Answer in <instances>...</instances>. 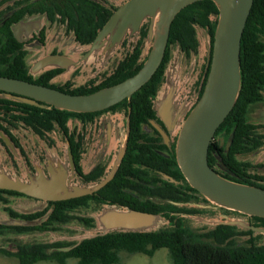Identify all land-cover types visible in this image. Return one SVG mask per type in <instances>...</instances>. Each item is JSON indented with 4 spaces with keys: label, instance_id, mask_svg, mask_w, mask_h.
<instances>
[{
    "label": "trees",
    "instance_id": "trees-1",
    "mask_svg": "<svg viewBox=\"0 0 264 264\" xmlns=\"http://www.w3.org/2000/svg\"><path fill=\"white\" fill-rule=\"evenodd\" d=\"M71 6L72 9L68 6L67 10L62 11L60 8V11L68 12L65 14L69 15V26L73 28L76 40L81 44L89 45L111 13L92 0H72ZM213 13H219L216 3L213 0H200L186 6L177 14L171 26L169 42L161 66L151 80L133 94L131 102L125 99L106 110L87 113L58 109L49 105L42 108L20 102L28 112L23 118L40 134L43 133L42 128H51L53 123L66 129V122L70 116L79 115L92 120L105 111H114L119 107H124L127 115L130 106L132 109L130 134L127 151L116 176L97 193L49 202L54 210L49 214V218L38 226H6L0 223V231L4 227L19 231L52 230L56 223L66 224L75 217L90 226L95 223L94 218L79 217L73 213L78 208L87 206L90 200L99 206L120 204L136 210L162 213L174 225L148 232L113 231L85 238L78 243L66 240L52 242L32 240L19 243L16 251L0 246L1 253L18 258L20 264H36L44 260L55 261L58 264H122L121 251L153 256L158 249L167 248L173 264H264V243L259 242L262 234L255 235L253 230L239 229L229 224H219L212 229L197 231L185 226L181 214H197L200 213V208L181 207L171 202L158 203L153 200L157 197L177 202H190L198 198L194 194L198 191L190 186L178 166L176 155L173 154L170 158L160 155L155 149L164 150V148L151 143L156 139L145 132L143 125L148 123L149 118L155 117L153 106L172 56L171 44L178 43L186 54H191V51L196 52L198 45L196 26H200L208 27L212 45L217 26V21L210 19ZM7 28V39L0 44V67L4 65L7 67L5 70L0 68V75L28 80L72 94H88L121 82L137 73L145 60L142 55L148 28L144 25L133 52L119 62L114 73L105 81L99 86L69 89L53 82V76L60 71L58 68L47 70L37 77L30 74L26 52L20 48L8 22ZM262 37H264V0H254L241 41V90L234 108L216 132L217 135L223 131L227 134L233 132V142L228 153L218 148L216 141L212 142L209 147V164L213 167L212 163L216 160L214 152L217 150L232 176L224 173H220L221 175L237 182L264 187V174L247 173L246 170L251 163L237 158L239 154H249L264 146V135L259 134L256 130L257 124L248 119L250 107L263 98L264 40ZM160 172L172 176L178 183L163 179ZM104 173V168L99 166L89 176L92 181H96ZM150 173H153L152 179H149ZM148 180L152 181L151 186L145 183ZM5 193L17 192L0 190V201L8 202ZM197 194L200 196L199 193ZM47 209L23 216L36 218L46 213ZM10 214L12 217L19 216L14 210H10ZM256 218L263 220L253 223L256 226H264V218L258 216ZM47 224L49 226H46ZM241 234L249 235L243 244L235 239ZM70 259L75 261L71 262Z\"/></svg>",
    "mask_w": 264,
    "mask_h": 264
},
{
    "label": "water",
    "instance_id": "water-1",
    "mask_svg": "<svg viewBox=\"0 0 264 264\" xmlns=\"http://www.w3.org/2000/svg\"><path fill=\"white\" fill-rule=\"evenodd\" d=\"M196 1L199 0H128L120 6L99 31L79 61L69 55L51 54L41 57L32 69L33 73H37L49 67L69 68L100 52L105 55V58H108L121 45L128 33L137 35L144 20L150 18L151 23L146 42H150L151 47L147 58L137 73L121 82L88 94H71L28 80L0 75V90L20 94V99L28 103L39 105V101H41L59 109L77 112L100 111L126 98L131 100L133 94L151 80L162 64L175 17L183 8ZM213 1L219 9L218 24L213 48L211 49V44L209 45L211 66L201 98L187 115L188 108L185 111L180 110L175 88L171 86L167 93L160 97L161 86L155 105L158 114L167 123L169 133L177 135V163L190 186L198 190L200 196L212 202L215 207L238 213L237 215L223 214V219L217 220L213 228L219 224H229L243 229H251L255 235H264V226H256L254 221L248 220V217L244 216L246 214L264 217V187L224 177L210 166L208 159L210 144L218 128L234 108L241 90V41L254 0ZM200 28L197 26V29ZM14 30L17 31L16 28ZM127 123L125 141L118 150L113 166L98 180L81 184L70 183L74 175H70L67 164L59 160L56 162L51 160L48 166L49 175L38 168L37 174L29 175L28 180L17 174L13 175L0 164V188L19 191L45 202L66 200L97 192L115 177L124 159L130 133L129 117ZM161 132L165 138H168L167 132L163 130ZM232 138L233 134L230 137V142ZM255 152L257 153V151L252 153ZM105 153L103 151V154ZM158 153L166 157L169 156L164 151L158 150ZM67 159L73 173L75 164L71 153ZM159 174L165 180L178 183L168 174L162 172ZM153 200L158 203L171 202L181 207H187L185 205L189 203L157 197H154ZM102 208L97 216L101 227L100 233L85 238L113 231H154L168 228L159 227L160 221H170L162 213L136 210L120 204H103ZM184 214L188 213L181 215ZM240 215L244 217L242 218ZM40 222L39 220L28 222L12 219L6 220L4 223L33 225Z\"/></svg>",
    "mask_w": 264,
    "mask_h": 264
},
{
    "label": "flooded vegetation",
    "instance_id": "flooded-vegetation-1",
    "mask_svg": "<svg viewBox=\"0 0 264 264\" xmlns=\"http://www.w3.org/2000/svg\"><path fill=\"white\" fill-rule=\"evenodd\" d=\"M92 1L100 4L103 7H105L111 13L109 18L104 23V25L99 29V31H100L105 26V24L108 22V20L112 17V15L120 8V6L123 5L128 0H122L121 2H118L117 0L116 1H114V0H92ZM71 5H72V0H0V39H1L0 44H3L7 39L6 38V36H7L6 32H8V28H7V22H8L9 28L11 29L13 36L15 37V39L20 44V48L26 52V60H27L28 68H29L28 69L29 73L32 74L33 76L37 77L47 70L58 68V69H60V71L53 76L52 79L54 80L55 78H57L61 74L65 73L68 68H65V67H49V68H45V69H43L37 73L32 72L34 64L43 56L51 55V54L67 55L64 51L60 50V48H56V46H54L51 49L48 48V41H47L48 29L53 28V27H57V28H59L57 30V33L64 31V33H66L67 35H71V37L68 40V43L75 42L79 46L87 45V44H81L79 41L76 40L74 30H73V28H71L69 26V21H70L69 15L65 14L68 12L67 11H64V13L62 12L63 10H67L68 6H70V8L72 9L73 7ZM45 7H47V9ZM60 8L62 9V11H60ZM49 11H51V12H49ZM217 14L218 13H213V15L210 16V19L212 21H217V24H218ZM145 21L146 20H144L141 28L145 25V26H147L148 32H149L150 25L146 24ZM14 27L16 28L17 31L14 30L15 29ZM141 28H140V31H141ZM196 28H197V26H196ZM216 28H217V26H216ZM202 29H204L206 31L205 32V44L208 45L207 46L208 51H207V54L205 56V61L201 66L200 75L197 78V80L194 82V84H195L194 86L189 87V88H185V86H184L182 88V90H180V92L178 93V97L180 99V102H179L180 110L185 111L188 108L187 115L195 107V105L197 104V102L199 101V99L201 98V96L204 92L206 82H207V78H208L209 71H210V66H211V54L209 55V45L211 44V38L209 35L208 27L202 28ZM99 31H98V33H99ZM140 31L137 35H131L133 37H137V39L135 41L129 40L130 39L129 33L126 35V36H128L127 39L125 36V38L123 39V41L121 43L122 46L127 47L125 55L122 59H120L114 65L112 70L104 72L101 75H99L98 77L92 78L89 81H87L81 85H75L71 79L67 80L63 84H57V85L63 86L65 88H69V89L79 88L81 86H87L89 88L94 87V86H99L111 74L114 73L119 62L133 52V50L137 46L138 41L140 39ZM17 36H18V38H17ZM214 38H215V35H214ZM262 40H264V37H262ZM54 42H56V41H54ZM197 42H198V45H197V51L196 52L191 51V54H186L184 52V54L187 56H191L193 53L199 54L200 40L198 38V29H197ZM213 43H214V40H213ZM145 46H146V41H145V45L143 46V48H145ZM173 46H179V44L178 43H172L171 49L173 48ZM29 48H39L37 50L47 48L48 51L46 53H44L43 56L37 58L35 60V62L33 63V65L29 66V63H28V56H29V50L28 49ZM117 48H116V50H117ZM179 48H180V46H179ZM212 48H213V44L211 45V49ZM142 58L146 59L147 56L142 57ZM82 62H85V61H82ZM82 62H79L76 66H79ZM143 64H144V62H143ZM6 67L7 66L4 65V67H0V68H3L5 70ZM166 69H167V67H166ZM74 74H76V70L74 71L73 75ZM165 75H166V71H165ZM3 76H5V75H3ZM163 80L165 81V77ZM164 81L162 82V85H163ZM262 92H263V98L258 103L264 102V89ZM67 93H69V92H67ZM175 94H176V91H175ZM127 100L129 102H131L132 98H131V100H129V99H127ZM20 102L32 104V103H28V102H25L22 99H20V94L10 93V92H6L4 90H0V146L5 149V152H6L7 156L10 158L11 162L15 163L14 161H16V159L18 157H21L24 159L23 160L24 161V164H23L24 165V172L23 173L20 172L21 173L20 176H23L25 174V176L29 179V175L37 174L38 168L41 169L46 175H49L48 166L50 165L51 160L56 162V159L52 158L48 155V149L47 148H44L42 152L37 151V153H38L37 157L31 158L28 150L26 149V147L23 143V138L25 137L26 142H28L27 139L30 138V135L28 133L35 134V136H37L38 138L46 141L48 148L49 147L52 148L55 146L54 145L55 141L51 135L53 132H58L60 134L59 135L60 138L62 140H65V142L67 144V148H66L67 157L71 153V155L73 157L74 164H75V170L72 173L71 172L72 167L69 163V160H66V162H65V164H67V167L69 169V174L74 175V177L71 179L70 183H72V180L75 178L80 179L83 183L91 182L92 178L89 176V174L90 173L92 174L93 171L99 166H102L104 168L105 173H106L108 166L103 160H104L105 156L107 155L108 150H106V154H103V151H100L98 157L95 158V160L96 159H98V160L95 161V163L90 167V169L88 171L84 170V167L82 165V160H83V154L84 153L87 154L89 152V149H90V148H87V146H86L88 139H89V135L93 134L95 132V130H97L98 134H99L98 145H100L101 150L104 147L102 145L103 144L102 140L104 137H105V140H107L109 142L108 145L105 146V148L109 149L110 148L109 146L111 144L112 139L118 135L119 127L118 126L116 127L117 123L115 124L113 122L114 121L113 119L107 118L105 115L108 113H111L114 115L115 119H118L115 116L116 113H121V114L124 113V115L126 117L125 126L127 129V124H128L127 118L128 117L130 118V114L132 111L131 107L129 106L128 113L126 115L124 112L125 108L119 107L114 111L113 110L105 111V112L101 113L100 115L96 116L92 120L88 119V118L85 119L79 115L70 116L66 122V129L62 128L57 123H53V126L51 128H42L43 133L40 134L37 131H35L34 127L32 125H30L29 123H27V121L23 118L24 116L28 115V112L25 110L24 106L20 105ZM32 105L40 106L42 108H45L48 105L53 106V105L46 104V103L41 102V101H39V105H36V104H32ZM53 107H55V106H53ZM153 107L155 110V117L149 118L148 123H145L143 125V129L149 135H152L151 137H154L156 139V140H152L151 143H155L156 145L162 146L164 148V150L158 149V148L155 150L157 152H158V150L164 151L165 153H167L169 155L167 158H170L171 155H173V154L176 155L177 135L169 133L168 125L158 114L155 102H154ZM104 110H106V109H104ZM100 111H102V110H100ZM75 112H77V111H75ZM93 112H96V111H93ZM85 113H87V112H85ZM248 119H249V113H248ZM130 121H131V119H130ZM255 124H257V129H256L257 132L261 135H264V131L262 130L264 128V125L258 124V123H255ZM89 126L91 127L90 130H88ZM22 130L26 131L27 133H25V134L21 133L20 134V131H22ZM161 130L168 133V138H165V136L163 135ZM232 134H233V138H234L233 132H231L230 134H227L226 131H223V132L219 133L218 135L215 134V137L212 140V142L216 141L218 143V148L223 149L225 153H228L230 148H231L232 142H233V138H232V141L230 142V137ZM128 138H129V136H128ZM263 140H264V138H263ZM229 142H230V145L227 148ZM127 145H128V142H127ZM30 151L32 152L33 149L30 148ZM126 151H127V149H126ZM214 154H215L216 160L212 163V165H213L212 168L217 170L219 173L231 175L229 167L223 161L222 156L217 153V150L214 152ZM240 155H242V154H239L237 156L238 159H239ZM162 156H164V155H162ZM124 157H125V155H124ZM208 159H209V154H208ZM240 161H242V160H240ZM16 166H17V164H16ZM260 166L262 167V166H264V164L254 165L251 163V166L246 171L249 174H252V175L256 174L257 175L258 173L256 171H253V168H258ZM149 175H150L149 179H152L153 173H150ZM28 179H25V180H28ZM145 183L148 186L152 185L151 180L145 181ZM0 190H10V189L0 188ZM11 191H15V190H11ZM15 192H17V193H14V194L5 193V196L8 199V202L0 201L4 204V209L8 212L9 220L17 219V220H23V221H28V222H34V221L39 220V221H41L39 224H41L44 220H47L49 218V214H51V212L54 210V207H52V205L50 206L49 202H57V201H48L47 206L44 207L43 209H41V210H44V209L48 208L46 213H44L42 216H38L36 218H31V217H27V216H23V215L36 213V212L41 211V210H35V211L24 212V213L18 212L17 210H15L10 205V196L20 195V196L31 197V196H28V195L21 193L19 191H15ZM97 192H94L93 194H95ZM197 193H199V192H194L195 196L198 197L197 199L202 198ZM93 194H88V195H93ZM83 196H87V195H83ZM83 196H80V197H83ZM31 198H35V197H31ZM75 198H78V197H75ZM36 199H38V198H36ZM70 199H72V198H70ZM66 200H68V199H66ZM59 201H62V200H59ZM90 201H93V200H90ZM10 210L16 211L19 214V216L18 217H12L10 214ZM223 211L226 213L232 212L228 209H223ZM244 216L248 217V220H251V221L260 222L258 220H263V219H258V218H256L257 216H253V215L244 214ZM258 217H260V216H258ZM261 218H264V217H261ZM72 220H73V218H72ZM0 223L6 224L4 222H0ZM39 224H33V225L32 224H23L21 226H38ZM6 226H14V225L6 224ZM46 226H49V224H47ZM7 230L16 231V232L17 231L18 232H24V231H19V230L10 228V227H4L3 230H1V232L7 231ZM25 231H27V230H25Z\"/></svg>",
    "mask_w": 264,
    "mask_h": 264
},
{
    "label": "rangeland",
    "instance_id": "rangeland-1",
    "mask_svg": "<svg viewBox=\"0 0 264 264\" xmlns=\"http://www.w3.org/2000/svg\"><path fill=\"white\" fill-rule=\"evenodd\" d=\"M116 1V0H114ZM121 2L122 0H117ZM146 24L150 25L151 19H146ZM59 28L53 27L49 28L47 31V41L48 48L51 49L54 46L56 48H60V50L64 51L67 55L75 60H80L84 53L89 48L88 45L79 46L75 42L68 43L71 35H67L64 31L57 33ZM205 30L198 29V38L200 40V50L199 54H192L191 56H187L184 52L179 48V46H173L171 49V59L167 65L165 81L162 85V92L160 97H163L167 90L170 89L171 86L175 88L177 101L180 102L178 97V93L182 88H189L194 86V82L200 75L201 66L205 61V56L208 51V45L205 44ZM130 36V41H135L137 37ZM128 36H126V39ZM56 41V42H54ZM151 43L146 42V46L143 51V57H146L150 51ZM126 48L124 46H120L115 50L112 55L108 58H105L102 52L97 55L91 56L85 62H82L79 66H71L67 69V71L57 78L53 80L56 84H63L67 80L71 79L75 85H81L85 82L89 81L92 78L98 77L104 72L112 70L114 65L124 57ZM39 48H29V56L28 63L29 66L33 65L35 60L44 53L48 51L47 48L37 50ZM76 70V74L73 75ZM185 91V90H184ZM185 93V92H184ZM182 94V93H181ZM107 118L113 119L116 127H119L118 135L114 137L111 141L110 148L106 149L108 141L103 138V149L101 150L99 142V134L98 131L91 135H89V139L87 142V148L89 152L83 154L82 165L85 171H88L90 167L97 161L95 158L98 157L100 151L108 150L107 155L104 158V162L107 164V171L111 169L114 161L117 158L118 150L123 145L126 137V117L124 113L121 115V118L115 119L114 115L108 113L105 115ZM249 120L253 123L263 124L264 125V102L254 104L250 107L249 110ZM91 127L89 126L90 130ZM264 131V128L262 129ZM27 133L26 131H20V134ZM30 138H23V143L28 150L31 158H36L38 152H42L44 148L48 149V155L56 160L65 163L67 159L66 148L67 144L65 140L60 138V134L58 132H53L52 137L55 141V146L52 148H48L46 141L38 138L35 134L28 133ZM175 135V134H174ZM106 144V145H105ZM30 148L33 151H30ZM100 148V149H99ZM106 154V153H105ZM85 156V157H84ZM239 159L245 162H251L254 165L264 164V146L257 150V153L240 155ZM24 159L18 157L15 163L11 162L10 158L7 156L5 149L0 146V164L8 170L13 175H20L24 172ZM15 164V165H14ZM17 164V166H16ZM19 166V167H18ZM253 171H256L258 174H264V166H260L258 168H253ZM21 172V173H20ZM23 179H28L25 174L21 176ZM83 183L80 179H73L72 184H81ZM10 205L18 212H30L35 210H41L47 206V202L31 198L27 196L14 195L10 196ZM185 206L189 208H200V213L197 214H184L181 215L184 220V224L187 227H190L194 230H207L213 228L216 224L217 220H222L223 214H230L223 211L224 208L215 207V205L206 201L203 198L193 199L191 202L186 204ZM102 206L97 205L95 202L90 201L87 206L81 207L75 210L73 213L76 216H87L95 219V223L88 226L82 220L78 218H74L70 222L66 224H58L56 223L54 229L52 230H28L24 232H16V231H0V246L4 247L11 251H16L19 243L28 242V241H42V242H52L57 240H66L71 243H77L85 237L93 236L97 233H100L101 227L97 221V216L102 210ZM231 214L237 215V212L232 211ZM240 217H244L240 215ZM9 220L8 212L4 209V204L0 202V222H5ZM173 222L168 220H163L159 222V227H170ZM239 229H243L239 227ZM249 235L242 234L237 236L235 239L238 243L243 244L248 239ZM260 243H264V235L259 240ZM120 257L122 260V264H173L169 257V251L167 248L158 249L153 256H148L144 253H134L130 254L126 251L120 252ZM69 261L74 262L75 260L70 259ZM0 264H20L18 258L14 256H8L0 252ZM36 264H58L55 261L44 260L39 261Z\"/></svg>",
    "mask_w": 264,
    "mask_h": 264
},
{
    "label": "crops",
    "instance_id": "crops-1",
    "mask_svg": "<svg viewBox=\"0 0 264 264\" xmlns=\"http://www.w3.org/2000/svg\"><path fill=\"white\" fill-rule=\"evenodd\" d=\"M121 115H122L121 113H116V115H115V116H116L117 118H119V119H120V118H121Z\"/></svg>",
    "mask_w": 264,
    "mask_h": 264
}]
</instances>
